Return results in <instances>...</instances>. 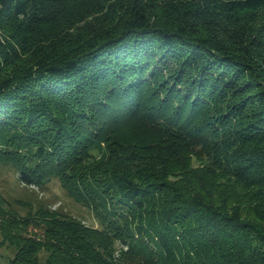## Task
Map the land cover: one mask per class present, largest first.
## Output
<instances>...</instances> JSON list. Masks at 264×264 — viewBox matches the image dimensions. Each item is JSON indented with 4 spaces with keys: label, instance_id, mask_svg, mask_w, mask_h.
Wrapping results in <instances>:
<instances>
[{
    "label": "trees",
    "instance_id": "obj_1",
    "mask_svg": "<svg viewBox=\"0 0 264 264\" xmlns=\"http://www.w3.org/2000/svg\"><path fill=\"white\" fill-rule=\"evenodd\" d=\"M160 1L0 0V69L36 53L19 81H0V164L26 187L57 180L100 220L0 207L22 227L4 234L22 246L0 264L34 258L40 240L45 264L256 260L257 225L229 195L217 207L193 195L180 167L198 150L235 178L264 165L229 150L264 141V0ZM66 24L73 35L53 30Z\"/></svg>",
    "mask_w": 264,
    "mask_h": 264
},
{
    "label": "rangeland",
    "instance_id": "obj_2",
    "mask_svg": "<svg viewBox=\"0 0 264 264\" xmlns=\"http://www.w3.org/2000/svg\"><path fill=\"white\" fill-rule=\"evenodd\" d=\"M175 0H161L157 4V8L166 9L169 2ZM178 1V0H176ZM160 9V10H161ZM87 21V20H86ZM6 26V25H5ZM66 25H60L53 29L54 31H62L63 34L73 35L75 30L65 31ZM35 27V26H34ZM33 29H36V27ZM14 42V40H13ZM12 42V43H13ZM68 44H71L68 43ZM25 55L19 53L18 56H14L10 64H3L0 69V81L4 79H11L19 81L22 74L29 69L32 63L35 61V52L29 50ZM66 51L65 47L59 48L56 52L59 54ZM55 52V53H56ZM67 53V52H66ZM229 128L232 132L236 129L233 122ZM235 133V132H234ZM236 134V133H235ZM238 134V133H237ZM236 134V135H237ZM235 155L244 156L246 154L252 155L255 150L256 153L262 158L264 154V141L260 144L245 145L239 148H229ZM253 152H252V151ZM199 151V150H198ZM196 151L197 154L191 152L184 165L180 168H189L188 183L189 189L193 195L205 196L212 201L214 206L217 207L218 203H223L224 195H229L228 205L239 204L241 216L243 221L247 223L246 230H250L249 227L253 224L257 225L259 234L254 233V243L258 246L259 253L256 252V260L252 261L253 264H264V221H260L256 216L254 208L261 210L264 213V165L261 167L256 179L252 178V175H242L239 178L231 177L222 173L210 164L207 157L202 152ZM193 155V156H191ZM244 163V162H242ZM253 165V164H252ZM174 178H169V182L173 183ZM244 186H242V185ZM213 187H212V186ZM240 188V198L233 193L235 188ZM0 207L6 212L24 217L30 212L38 210L40 202L50 205L51 210H61L66 212L69 216L81 220L85 225L100 228V220H98L93 213L81 203L74 202L71 198H68L61 188L59 182L55 179L50 180L49 183L43 188L38 189L34 186L26 187L18 180V174L14 169L7 165L0 164ZM206 198V199H207ZM22 232V227H14L9 221H2L0 219V260L9 261L15 258L18 254L19 248L22 244H15L11 239L5 240L4 234L9 230ZM40 244L37 246L36 255L34 258L21 259L19 264H45L50 255V251L44 246V243L40 240ZM18 245V247H15ZM224 250L228 249L227 244L224 246ZM20 257V256H19ZM23 256H21L22 258Z\"/></svg>",
    "mask_w": 264,
    "mask_h": 264
}]
</instances>
